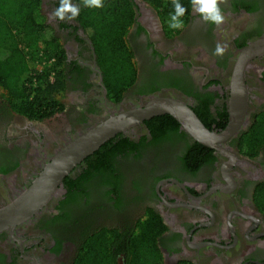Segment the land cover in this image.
Listing matches in <instances>:
<instances>
[{"label": "flooded vegetation", "instance_id": "flooded-vegetation-1", "mask_svg": "<svg viewBox=\"0 0 264 264\" xmlns=\"http://www.w3.org/2000/svg\"><path fill=\"white\" fill-rule=\"evenodd\" d=\"M49 1L48 24L67 55L65 109L48 138L36 128L38 121L8 113L10 104L0 99V108L5 106L0 109V144L7 148L0 150V166L8 170L0 174V207L30 187L62 146L153 98L184 101L211 133L226 131L237 62L249 44L264 38V0L221 3L226 19L219 27L191 10L185 27L173 32L149 3L134 0L135 22L127 39L138 75L120 101L105 87L88 35L76 20H53L59 0ZM218 43L226 46L223 57L214 55ZM243 79L247 108L238 114L234 135L209 147L171 115L144 120L122 133V139L143 143L142 148L116 156V172L105 182L95 178L76 196L80 201L71 204L63 183L39 213L13 233L1 232L0 264H74L87 233L109 228L126 236L147 219L156 224V232L163 227L156 238L161 264H264V146L246 143L264 114V55L248 61ZM206 109L210 114L205 116ZM11 129L23 130L13 134ZM86 159L69 176L83 173ZM118 256L117 264H125V254Z\"/></svg>", "mask_w": 264, "mask_h": 264}, {"label": "trees", "instance_id": "trees-1", "mask_svg": "<svg viewBox=\"0 0 264 264\" xmlns=\"http://www.w3.org/2000/svg\"><path fill=\"white\" fill-rule=\"evenodd\" d=\"M143 1L157 11L166 29L173 32L168 27L169 15L174 11L172 0ZM72 2L80 6L76 21L94 47L105 87L116 101H120L138 75L127 39L135 22L134 0H104L103 8L99 9L84 7L82 0ZM180 2L189 10L183 18L186 22L191 13L190 0ZM31 63L44 66L38 71L31 69ZM67 66V55L59 37L48 24L42 0H0V98L10 104L8 113L14 112L28 120L41 122L62 112L65 104L60 96L67 90ZM208 113L206 109L205 116ZM169 119L174 121L172 117ZM261 119L256 121L251 135L246 136V143L255 149L264 146V114ZM161 122L168 123L167 120ZM174 122L177 127L178 123ZM122 136L121 133L89 156L86 159L89 166L83 173L64 180L68 190L66 202L78 203L80 200L76 196L84 193L95 178H103L105 182L114 174L116 156L132 155L137 149L140 151L143 143L134 144ZM119 138L120 144L115 145ZM6 149L0 144L1 153ZM6 172L7 168L0 166V174ZM159 227L160 231L156 232V224L147 219L138 223L136 229L126 236L118 229L109 228L87 233L74 264H117L121 253L125 254V264H161L162 253L156 245V238L163 227L161 224Z\"/></svg>", "mask_w": 264, "mask_h": 264}, {"label": "water", "instance_id": "water-1", "mask_svg": "<svg viewBox=\"0 0 264 264\" xmlns=\"http://www.w3.org/2000/svg\"><path fill=\"white\" fill-rule=\"evenodd\" d=\"M91 48L94 51L92 43ZM261 55H264V38L249 44L240 55L232 79L230 123L222 134L211 133L184 101L169 98H153L144 107L113 115L55 151L54 156L44 165L43 171L31 186L0 207V233L4 231L13 233L16 226L31 219L49 205L61 192L65 178L88 156L118 134L132 131L153 116L163 114L173 116L193 139L209 147L216 146L217 141L230 138L237 132L239 115L247 108V91L243 85L244 68L248 61Z\"/></svg>", "mask_w": 264, "mask_h": 264}, {"label": "clouds", "instance_id": "clouds-1", "mask_svg": "<svg viewBox=\"0 0 264 264\" xmlns=\"http://www.w3.org/2000/svg\"><path fill=\"white\" fill-rule=\"evenodd\" d=\"M86 8H103L104 0H82ZM227 3V0H190L191 10L193 14L198 15L205 23H210L219 27L225 22V15L220 4ZM174 11L170 13L168 19V27L172 30H182L185 27L184 17L188 13L180 0H172ZM80 14V6L74 4L72 0H59V6L51 13L53 20L71 23L75 21ZM226 46L217 44L214 55L223 57Z\"/></svg>", "mask_w": 264, "mask_h": 264}, {"label": "rangeland", "instance_id": "rangeland-1", "mask_svg": "<svg viewBox=\"0 0 264 264\" xmlns=\"http://www.w3.org/2000/svg\"><path fill=\"white\" fill-rule=\"evenodd\" d=\"M42 2H43V12H44V14H46V5H48L49 6V4H50V1H49V3L47 2V0H42ZM45 64V63H44ZM43 66L44 65H42L41 63L39 64H32L31 63V69H36V70H38V71H40L42 68H43ZM30 75V73L29 74H27V76H29ZM66 92L63 94V96H60L61 97V100H62V102H64L66 99H67V97H66ZM1 96V95H0ZM0 99H2V98H0ZM62 117V115L60 114V113H58V114H55L54 116H52L51 118H48V119H46V120H44V121H41V122H38L37 123V126H36V128L37 129H42V130H44V133H46V134H48V138H50V137H52V135H50V133H52V130H53V128L54 127H56V124L58 123V121L59 120H61L60 118ZM19 122H16L15 124L18 126H20L21 128L23 127V120H18ZM23 129H20V130H17V129H11V132H13V134H15V133H19L20 131H22ZM55 132L53 131V134H54ZM54 136V135H53Z\"/></svg>", "mask_w": 264, "mask_h": 264}, {"label": "built area", "instance_id": "built-area-1", "mask_svg": "<svg viewBox=\"0 0 264 264\" xmlns=\"http://www.w3.org/2000/svg\"><path fill=\"white\" fill-rule=\"evenodd\" d=\"M53 80V79H52Z\"/></svg>", "mask_w": 264, "mask_h": 264}]
</instances>
